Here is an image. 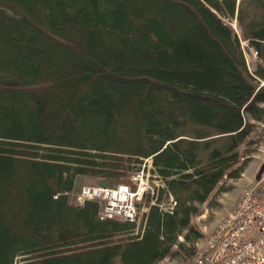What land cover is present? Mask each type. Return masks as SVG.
<instances>
[{
  "label": "trees",
  "instance_id": "trees-1",
  "mask_svg": "<svg viewBox=\"0 0 264 264\" xmlns=\"http://www.w3.org/2000/svg\"><path fill=\"white\" fill-rule=\"evenodd\" d=\"M263 82L264 0H0V264L193 257L201 205L251 160ZM143 157L163 183L139 228L71 201L78 175L116 185Z\"/></svg>",
  "mask_w": 264,
  "mask_h": 264
},
{
  "label": "built area",
  "instance_id": "built-area-1",
  "mask_svg": "<svg viewBox=\"0 0 264 264\" xmlns=\"http://www.w3.org/2000/svg\"><path fill=\"white\" fill-rule=\"evenodd\" d=\"M136 185L116 187L85 185L80 199H100L102 217H124L137 221L136 201L152 187L144 169L131 177ZM172 201L168 208H172ZM194 264H264V184L260 190L246 189L238 207L224 217L198 250Z\"/></svg>",
  "mask_w": 264,
  "mask_h": 264
},
{
  "label": "rangeland",
  "instance_id": "rangeland-1",
  "mask_svg": "<svg viewBox=\"0 0 264 264\" xmlns=\"http://www.w3.org/2000/svg\"><path fill=\"white\" fill-rule=\"evenodd\" d=\"M231 24L234 28L238 29L237 21L234 20L231 22ZM245 54L249 69L254 71L258 61V57L255 54L254 49H246ZM253 121L255 123V127L252 132V136L258 141L255 145H253L251 152L248 153L251 157V160L249 161V165H247L246 170L243 171L242 175L238 179H228L226 184L232 185V188L224 192L215 193L216 204L211 206L208 205V203H203L201 205V213L195 216V222L197 226L204 233L203 237L199 238L197 241V252L202 247H204L210 234L219 226L223 218L228 216L238 207L244 191L246 189H254L255 191L260 190L261 186L264 184V120ZM241 152L245 153L244 147L241 148ZM143 158L144 159L141 162L136 163L135 167L130 171V174L127 175L128 177H123L121 181L129 178V176L133 174L142 163L145 162V157ZM151 161V159L150 161H146L145 165H149L148 163ZM147 174H150V182L154 184L159 182V179L153 176L151 171ZM94 183H97L94 178L88 175H78L74 186L76 190L72 191L70 195L71 201L74 203L80 202L77 194L81 189V186L83 184ZM139 210L142 221V215L147 210L146 204L143 203V200L139 202ZM196 253L190 259H185L181 255L168 256L161 259L156 264H194ZM20 259L21 258H18L17 264H21Z\"/></svg>",
  "mask_w": 264,
  "mask_h": 264
},
{
  "label": "crops",
  "instance_id": "crops-1",
  "mask_svg": "<svg viewBox=\"0 0 264 264\" xmlns=\"http://www.w3.org/2000/svg\"><path fill=\"white\" fill-rule=\"evenodd\" d=\"M250 51H251V50H250ZM255 59H256V58H255ZM248 165H249V164H248ZM246 168H247V166H246ZM246 168H245V170H246ZM245 170H244V171H245ZM236 179H238V178H236Z\"/></svg>",
  "mask_w": 264,
  "mask_h": 264
}]
</instances>
